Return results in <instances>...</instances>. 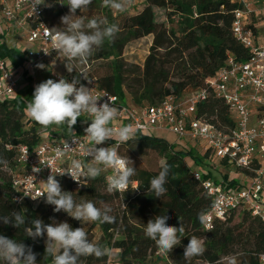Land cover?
Instances as JSON below:
<instances>
[{
  "label": "trees",
  "instance_id": "16d2710c",
  "mask_svg": "<svg viewBox=\"0 0 264 264\" xmlns=\"http://www.w3.org/2000/svg\"><path fill=\"white\" fill-rule=\"evenodd\" d=\"M141 1L143 5L137 13L127 15L118 22L111 16L107 18L109 23L118 24L120 28L114 42L106 41L84 63L73 61L75 70L72 73L65 68L66 61H60L54 53L44 62L56 59L59 61V73L69 82L78 77L84 84L86 80L83 73L88 80H94L99 89L116 96L119 102L140 109L157 105L165 98H172L176 102L186 99L189 95L184 92L189 88L194 91L202 87L204 81L223 66L229 54L243 60L249 58V50L236 42L231 33L233 11L241 7L235 0ZM46 4L51 5H43V19L48 27H62L60 18L66 15V6L61 5L59 0H46ZM155 8L164 10L165 22L156 21ZM168 22L174 23V26H168ZM249 28L256 31L254 24H250ZM149 35L152 36V42L142 67L126 64L121 59L124 47L132 40ZM0 57L9 60L16 74L22 73L23 81H26L23 85L19 83L12 96L0 98V215L16 210L24 212L29 224L34 219H41L45 224L53 220L57 222L67 213L54 212V206L47 204L45 197L35 202L16 203L17 192L11 181L18 172V148L22 145L34 148L41 143L43 133H47L48 137L43 138L42 142L83 135L91 122L90 118L85 115L78 118L74 132L66 124L40 130L35 127L38 126L35 121L34 125L26 128L25 108L35 90L31 77L21 70L26 60V50L7 46L4 34H0ZM99 60H110L108 72L102 73L99 68L92 66ZM173 73L174 80H171ZM195 116L218 127L234 126L227 105L214 97L198 103ZM118 152L123 157L128 156L136 169L126 192H108L104 174L94 180L87 179L84 186H76L65 176L57 178L63 190L73 192L77 202L91 200L95 204L118 203L116 211L110 213L116 218L115 223L96 222L101 236L95 241L110 252H115L118 264H150L153 255L156 262L163 264H225L226 258L233 255L239 264H260L258 255L264 252V225L248 212H242V219L236 224L232 223L231 216L234 213H231L225 219L215 221L210 230H205L197 218L198 213L209 210L211 198L204 193L194 176L196 170L187 165L185 156L188 154L193 157L198 166L204 158L210 159L208 152L196 155L193 148L176 149L169 141L145 133H136L135 139L121 144ZM146 152L154 153L160 164H152L150 168L140 165L137 156ZM165 163L171 168L165 185L168 191L158 199L147 189L151 178L158 175ZM224 165L225 162L218 160L216 168L214 165L199 166L201 180L217 181L212 172L219 171V167ZM221 179L237 184L229 180L226 174H222ZM164 214L170 217L167 221L169 225L179 227V219L182 220L186 236L169 254L161 252L156 255L160 250L153 240L146 237L144 229L149 219ZM69 224L73 229L80 227V222L73 218H70ZM0 235L30 246L37 254V264H51L52 258L45 256L46 234L33 240L25 235L24 226L15 228L0 222ZM193 235L205 240L207 251L203 256L186 262L183 258L184 248ZM0 264L4 262L0 261ZM78 264H108V256L101 259L81 257Z\"/></svg>",
  "mask_w": 264,
  "mask_h": 264
},
{
  "label": "built area",
  "instance_id": "2783aa9c",
  "mask_svg": "<svg viewBox=\"0 0 264 264\" xmlns=\"http://www.w3.org/2000/svg\"><path fill=\"white\" fill-rule=\"evenodd\" d=\"M235 1L241 7L233 11L231 33L236 42L249 50L250 56L243 60L227 55L217 73L207 78L203 86L192 91L186 99L176 102L172 98H165L157 105L136 109L99 89L94 80H89L91 83L86 80L84 83L91 88L93 95L101 97L98 103L107 101V96L114 99L119 115L110 127L115 129L132 124L137 128L136 133L145 134L164 129L172 133L177 141L185 139L203 142L205 149L201 154L208 152L210 159L225 162L221 168L233 170L240 176L228 177L237 182L233 184L224 179L201 180V170L195 171V178L200 182L204 193L211 198V206L205 213L207 222L202 224L205 230L212 229L215 221L223 220L231 213L244 211L264 225V34L260 40H256V31L249 28L253 12L251 3L248 0ZM0 12L2 22L15 24L17 31L22 34L29 65L45 63L51 53L56 54L60 61H65L53 48L49 37L50 28L43 19V5H39L34 12L32 0H0ZM260 12L264 24V0H260ZM61 77L58 73L55 79L58 81ZM20 80L21 75L12 73L6 60L0 57V98L12 96L17 91ZM208 97L220 99L227 105L234 126L218 127L195 116L198 103ZM112 140L98 147L112 146L116 139ZM66 142L71 147L65 151V155L58 157L57 150H64ZM89 146L90 141L85 134L70 135L63 141H44L34 148L20 146L18 172L12 176L11 181L17 192L16 203L20 204V199L22 202H35L42 198L33 200L31 197L39 196L44 189V181L51 174H57L56 179L65 176L76 186L85 184V177L78 178L79 184L67 173H58L69 171L73 159L85 164L90 162L86 151ZM216 166L217 163L214 168ZM33 168H40V171L33 172ZM102 174L107 188L106 177L112 174V170L108 169ZM155 254L160 255L161 251ZM258 261L264 264V252L258 255Z\"/></svg>",
  "mask_w": 264,
  "mask_h": 264
},
{
  "label": "clouds",
  "instance_id": "9594fccd",
  "mask_svg": "<svg viewBox=\"0 0 264 264\" xmlns=\"http://www.w3.org/2000/svg\"><path fill=\"white\" fill-rule=\"evenodd\" d=\"M91 3L92 0H67L69 12L60 18L63 26L54 27L49 32L53 48L66 61L64 65L69 73L75 70L73 61L86 62L106 41L114 42L120 31L118 24L109 23L103 16L87 18L77 15L78 10L80 13L86 11ZM130 4L131 0H102L103 7L119 13L125 12ZM39 5L51 7L46 4V0H32L34 12ZM36 67L44 69L45 65L38 63ZM81 74L88 80L83 73ZM88 82L91 83L89 80ZM100 98L93 95L91 88L82 84L78 77H74L71 82L64 77L58 81L47 79L35 86L32 100L26 105L25 111L28 117L45 129L66 124L71 132H74L78 118L87 115L91 122L84 131L90 141V146L86 149L90 162L85 164L83 161L73 159L69 165L70 170L58 174L67 173L80 184L79 177L94 180L111 169L112 174L106 177L108 192H126L136 169L128 156L119 155L118 149L121 144L135 139L137 128L132 124L115 129L110 127L109 125L118 117L119 109L114 106L113 98L107 96V101L98 103ZM113 138L116 139L114 145L98 147ZM70 147L71 145L66 142L64 150H57L56 155L58 157L65 155V151ZM39 171L40 168H33V172ZM170 171V166L167 163L163 164L158 175L149 181L147 191L160 199L168 191L165 185L168 183ZM56 175H49L44 181L43 191L38 197L31 198L36 200L45 197V202L54 206V212L63 211L81 225L95 222L115 223L116 218L110 215L112 212L110 207L106 205L97 207L91 200L77 202L73 192L62 189L60 182L55 178ZM18 202L22 203V199ZM197 218L202 224L207 222L204 212L198 213ZM169 219L166 214L157 215L148 220L144 229L146 237L153 240L165 254H169L175 246L180 245L182 238L186 236L182 220L179 219L177 227L169 225L167 223ZM0 222L15 228L24 226L25 235L33 240L46 234L45 256L52 258L51 264H78L81 257L94 256L101 259L111 254L107 247L90 241L82 226L73 229L67 222L53 220L52 223L45 224L41 219H34L29 224L24 212L16 210L7 215H0ZM206 251L205 240L193 235L184 248L183 258L190 262L194 257L203 256ZM36 255L30 246L0 235V261L4 264H37ZM225 264L239 262L233 255L226 258Z\"/></svg>",
  "mask_w": 264,
  "mask_h": 264
},
{
  "label": "rangeland",
  "instance_id": "374dc122",
  "mask_svg": "<svg viewBox=\"0 0 264 264\" xmlns=\"http://www.w3.org/2000/svg\"><path fill=\"white\" fill-rule=\"evenodd\" d=\"M59 3H64L63 5L66 6V14H68L69 12V7L66 4L67 0H59ZM62 5V4H61ZM142 1L141 0H131V4L130 6L127 8V10L123 13H119V12H115L114 10L110 9V8H105L102 6V0H92V3L89 5L88 9L82 13L79 12V10L77 11V15H83L87 18H92L95 16H103L105 18H109V16H111L112 18L116 19L117 22L120 21L123 17L127 16V15H132L137 13L138 11L141 10L142 8ZM155 17H156V21L157 22H165V17H166V13L164 12V10L162 9H158L155 8ZM108 20V19H107ZM168 26H174V23H169L167 24ZM8 29L10 31H8ZM1 30H3L4 34H5V40L8 42L9 46H14L16 48H18L19 50L23 51L24 50V46H20L17 47V41L20 39L21 35L20 33L14 28L13 25H8L4 22H1ZM152 42V36H146L140 39H136V40H132L130 41L123 49L122 52V56L121 59L126 63V64H130L132 66H136V67H142V64L144 62L145 57L148 54V50H149V46L151 45ZM20 43V42H19ZM110 60H99L96 63H94V67L99 68L102 73H106L108 72V65H109ZM6 63L9 66V68L11 69L12 73H16V69L13 67V65L9 62V60L6 59ZM26 65H29V61L25 60ZM57 63L59 64V61H57ZM29 67H31V71L29 73V76L31 77V83L32 85L36 86L39 83L46 81L47 79H52L50 73V70L48 68H44L41 71H36L34 70L35 67L29 65ZM47 71V72H46ZM45 72V73H44ZM174 78V73L171 74V80ZM26 81L24 80H20V84L23 85ZM192 89L189 88L187 89L184 94L185 95H190ZM24 121L25 123V127L28 128L32 125H34V121L27 116L26 111H25V119ZM37 129L42 130L43 127H40V125H36L35 126ZM156 136H159L167 141H169L170 143L174 144V147L176 149H189V148H193L194 151L196 152V155H198L199 153L201 154V152H204L205 149V145L203 142L197 141V140H181L179 142L176 141L175 136L170 133V132H165V133H155ZM48 137L47 133H43L42 134V139L41 142L43 141V138ZM54 139V138H53ZM58 139V138H57ZM56 141H59L57 140ZM64 138L61 139V141H63ZM89 140V138H88ZM138 162L140 165L145 166V167H152V164H160V160L159 158L151 152H146L144 153V155H140L137 156ZM185 161L187 163V165L191 168H193L194 170H199V166H202L203 164L205 166L207 165H216L217 163V159L216 158H212V159H207L204 158L202 164H198L195 165L194 163V159L193 157H191L190 155H186L185 156ZM6 171L8 172V168L6 169ZM222 174H226L228 177L233 178V177H240L238 174L234 173L233 170L230 169H226V168H219V171L215 170L212 172V176L215 177L216 179L220 180L221 179V175ZM108 206L112 209V212L116 211L117 207H118V203L116 201H112L109 203H98L96 204L97 207H104V206ZM232 217V223L236 224L239 223L242 219V213H234V215L231 216ZM70 216L63 215L62 217L59 218V220L57 222H67L69 223L70 221ZM137 224H140V222H136ZM83 227L84 230L87 232L88 237H90L91 241H97L100 236V230L98 225L95 223H86L81 225L80 223V227ZM46 240V238H45ZM111 254L108 255V264H118L117 263V255L115 252H110ZM150 264H163V262H156L155 260V255L150 257ZM200 264V263H199Z\"/></svg>",
  "mask_w": 264,
  "mask_h": 264
},
{
  "label": "crops",
  "instance_id": "0c3cea01",
  "mask_svg": "<svg viewBox=\"0 0 264 264\" xmlns=\"http://www.w3.org/2000/svg\"><path fill=\"white\" fill-rule=\"evenodd\" d=\"M248 1L251 3V8L253 11L251 14V17H250V22L252 24H255V26H256V32L254 33V37L256 40H260L262 37V34H264V26H262L264 24H262V14L260 12V0H248ZM1 22H2V19H1V12H0V34H4L3 30H1ZM11 25H13L14 28L16 29L15 24H11ZM8 31H10V30L8 29ZM22 37L23 36L20 37V39L17 41L16 44H17V47L24 46V48H25L24 39H22ZM4 41L7 44V46H9L8 42L5 40V34H4ZM57 61L58 60L51 58V59H49V61L47 63H43L50 70V72H47V71L46 72L50 73V75L54 81H57L55 79V76H56V74L59 73V64L57 63ZM34 67H35L34 70H36L38 72L40 70H42L40 68H37L36 66H34ZM17 70H19V69H17ZM21 70L26 71V73L29 75V73L31 71V67H27L26 63L23 61ZM18 75H21V79L23 80L24 77H23L22 73H19ZM156 132L157 133H165L167 131L164 129H156V130H154L153 135H155ZM176 141H177V139H176ZM177 142H179V141H177Z\"/></svg>",
  "mask_w": 264,
  "mask_h": 264
}]
</instances>
